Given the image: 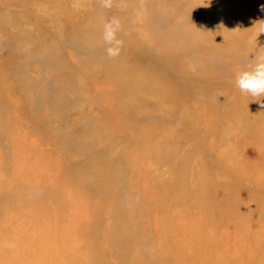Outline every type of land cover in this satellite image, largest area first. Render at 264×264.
Wrapping results in <instances>:
<instances>
[{"label":"rangeland","instance_id":"1","mask_svg":"<svg viewBox=\"0 0 264 264\" xmlns=\"http://www.w3.org/2000/svg\"><path fill=\"white\" fill-rule=\"evenodd\" d=\"M262 5L0 0V264L39 239L37 222L65 234L54 247L78 250L73 264L87 249L109 264L112 251L134 264H264L228 247L244 235L243 206L264 224V95L236 85L264 48ZM113 17L123 44L109 58ZM226 150L244 174L237 202ZM128 225L130 248L112 249ZM93 233L104 242L90 245Z\"/></svg>","mask_w":264,"mask_h":264},{"label":"bare ground","instance_id":"2","mask_svg":"<svg viewBox=\"0 0 264 264\" xmlns=\"http://www.w3.org/2000/svg\"><path fill=\"white\" fill-rule=\"evenodd\" d=\"M228 155H231L232 158L226 157L224 158V162L222 163V167L228 172V178L231 179V183H226L227 193L235 194L232 198V201H238L244 194L239 189V183H236L237 180L240 181L244 174L241 170L237 169V166L241 164V161L237 158L235 153H230L226 150ZM263 154L262 151L258 152V155L261 156ZM240 162V163H239ZM260 164H264V159ZM83 169L85 166L83 165ZM254 170V168H253ZM261 181L264 182V171L261 172ZM239 195V196H238ZM250 208V207H249ZM247 206H243V210L241 211V216L244 218V235L240 237L233 238L234 245H229L228 247H232V255L235 252V249L238 251L251 252L252 249L254 251H261L264 263V224L257 223L254 219L255 212H252L249 215H246L248 209ZM259 211V210H258ZM264 214V212H261ZM36 215V214H35ZM34 215V216H35ZM38 223V224H37ZM34 223L33 225L29 224L28 226H33V229L37 231L39 234V239H36L34 235L29 238H23L18 248L15 252L14 256V264H73L78 257V250L72 249L71 245L67 243L63 245L61 250L56 249L54 246L57 245V237H63L65 234L60 232L56 237L55 231L52 233V227L44 224H39V222ZM2 223H0V227ZM113 227H116V224L113 223ZM111 226V229H112ZM138 228V227H137ZM136 229V228H135ZM46 233L47 231L51 234L42 236L41 232ZM103 231V229H102ZM129 239L125 235H119L116 230L113 231L112 236H110L109 241L111 243V248L116 250H124L129 249L131 244L133 243L134 237L131 235V230L128 225ZM1 235V234H0ZM42 236V237H41ZM1 235V239H2ZM102 241L104 242L103 236H98V234H91L87 242L92 245L94 241ZM43 244V246H42ZM76 246V245H75ZM39 250L41 253H36ZM104 252V253H103ZM100 251L97 249H92L89 251H85V254H81L83 258L86 259L84 264H109L102 260L103 255H106V252ZM121 251H112V254L118 258V264H134V260L132 256H121L119 255ZM167 253V252H165ZM5 258V255H2V260ZM35 258V260L31 259ZM101 259V261H100ZM253 260H257L256 257H252ZM79 264V263H78Z\"/></svg>","mask_w":264,"mask_h":264},{"label":"clouds","instance_id":"3","mask_svg":"<svg viewBox=\"0 0 264 264\" xmlns=\"http://www.w3.org/2000/svg\"><path fill=\"white\" fill-rule=\"evenodd\" d=\"M98 2L104 8L112 7V0H98ZM260 11L264 12V5L261 6ZM258 24L264 25V22ZM121 30L120 20L115 17L103 25V41L108 45L105 52L109 58L120 55L123 41L118 38V33ZM262 50L264 48L259 49L252 67L242 70L236 75V85L239 90L254 98L264 95V52Z\"/></svg>","mask_w":264,"mask_h":264}]
</instances>
